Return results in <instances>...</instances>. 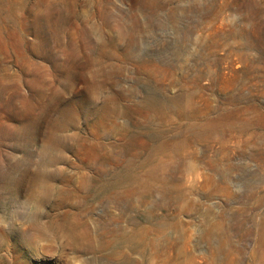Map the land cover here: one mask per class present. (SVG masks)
I'll use <instances>...</instances> for the list:
<instances>
[{
  "label": "rangeland",
  "instance_id": "obj_1",
  "mask_svg": "<svg viewBox=\"0 0 264 264\" xmlns=\"http://www.w3.org/2000/svg\"><path fill=\"white\" fill-rule=\"evenodd\" d=\"M52 1L71 14L63 10L52 20ZM139 1L0 0V264H53L62 255L69 264L82 258H97L95 264H264V0H165L153 12H144ZM104 18L135 31L130 57L110 60L116 65L106 82L91 77L80 39L94 26L93 44L103 39L111 45L114 34ZM61 22L69 56L52 35V24ZM175 97L185 105L178 107ZM104 100L116 108L113 119L102 109ZM153 101L167 108L151 109ZM222 115L230 131L217 123L195 141L181 133ZM101 122L116 123L114 132L102 137ZM123 126L130 133L165 131L145 138V149L139 137H121ZM165 139L173 142L160 153ZM133 146L139 160L126 151ZM99 153L103 159L115 153L120 164L107 162L97 175L89 164ZM160 158L176 198L167 208L154 204L161 200L154 177L146 179L153 187L148 194L140 187L142 196L115 198L131 172L143 177ZM70 217L89 224L95 246L98 237L124 231L135 230L141 239L134 250L117 241L122 256L111 249L76 253L50 226L60 222L66 229ZM42 231L47 236L37 234ZM169 255L173 262L166 261Z\"/></svg>",
  "mask_w": 264,
  "mask_h": 264
},
{
  "label": "bare ground",
  "instance_id": "obj_2",
  "mask_svg": "<svg viewBox=\"0 0 264 264\" xmlns=\"http://www.w3.org/2000/svg\"><path fill=\"white\" fill-rule=\"evenodd\" d=\"M72 1V0H71ZM60 2V1H59ZM78 2V1H77ZM165 2V0L163 1V0H140L139 1V6L144 10V12L146 11L147 12V10H148V12L149 11H152V10H155V11H157V10H159V9H161L163 6H164V3ZM54 3H55V1L53 2L52 1V20L56 17V16H61L62 15V13H63V10H67V14H71L70 13V10L71 9H68L69 8V6H68V8H66V7H64V6H59V4H58V6H56V5H54ZM61 3V2H60ZM64 3V2H63ZM66 4H68V2L66 3ZM72 4V3H71ZM69 10V11H68ZM142 10V11H143ZM153 12V11H152ZM149 14V13H148ZM150 16V15H149ZM70 19V18H69ZM68 19V20H69ZM105 19V24H104V26H108L109 28H110V30L113 32V34H114V36H113V38H112V40H111V45H108V43H106L103 39H100L99 41L100 42H98V43H94L93 44V42L91 41V37H90V32H93L94 30L96 31V30H98L97 29V27H94V26H92V29H90V30H83L82 32H81V34H82V38H80V39H83L84 40V46H85V49H87L88 51H89V55H88V59H89V64L91 65V77L93 78V79H98L99 78V76H101V77H103L104 79V81H105V77H107L106 79H108V78H110V75H112L113 74V66H114V64L115 63H113L112 64V62L110 61L112 58H117L118 57V59L120 58V59H122V61H123V59H126V58H128V57H130V54L132 53L131 52V50H132V48H133V46H134V42H135V38H134V33H135V31L133 30V28H129L125 23H119V22H117V20H116V22H114V21H111V20H109L108 18H104ZM135 23V22H134ZM132 27V26H131ZM135 27V26H134ZM66 27H65V23H60V24H56V23H53L52 24V35H53V38H54V41L56 42V45L58 46V47H60V51L64 54V55H67V56H69V54H70V52H69V47H68V45H64V44H62V38H64V36H65V34H66ZM101 33V32H100ZM76 34H77V31H76ZM80 34V35H81ZM81 37V36H80ZM78 38H79V36H78ZM122 42H126V44L124 45V47H123V49H122ZM71 44H72V42H71ZM73 44H75V43H73ZM122 51H121V50ZM109 50H111V54H110V51ZM78 55V53H76V56ZM112 60H114V59H112ZM121 61V60H120ZM59 62V61H58ZM88 65V64H87ZM112 65V66H111ZM116 65V64H115ZM190 79V78H189ZM100 80V79H99ZM110 80V79H109ZM191 80V79H190ZM103 81V82H104ZM159 81V80H158ZM188 81V80H187ZM106 82V81H105ZM115 82V81H114ZM87 84V83H86ZM110 84H108V86H109ZM114 85V84H113ZM191 86V85H190ZM89 87H90V85H89ZM92 87V86H91ZM189 87V86H188ZM54 88H56V87H54ZM58 89V88H57ZM90 89V88H89ZM88 91V90H87ZM114 92V91H113ZM118 95V94H117ZM189 96H190V94H189ZM92 97V96H91ZM117 97V96H116ZM121 97V96H120ZM119 97V98H120ZM184 97L186 98V99H188V94H185L184 95ZM95 100V97H94V99H93V101ZM95 101H97V100H95ZM99 101V100H98ZM186 100H183V101H181V100H179V97L178 98H176L175 97V103L178 105V107L180 106V107H182V106H184L185 105V102ZM100 102V101H99ZM109 102L110 101H106V100H104L103 101V106H102V109L103 110H108L109 109V111H108V115L109 116H111L112 117V119L114 118L113 116L115 115V113H116V108L115 107H110V105H109ZM97 103V102H96ZM153 104H151V109H153L155 106L159 109V111L161 112L162 110H163V108H165V107H163V105H165V103L162 105V103H157V102H152ZM100 104V103H99ZM99 104H97V105H99ZM128 105H126V108H131V106L130 107H127ZM96 107V106H95ZM108 108V109H107ZM167 108V107H166ZM95 109V108H94ZM99 109V108H98ZM97 109V110H98ZM155 109V108H154ZM98 113V112H97ZM164 113V112H163ZM163 113H162V115H163ZM161 115V114H160ZM100 116V115H99ZM226 116L227 115H222V118H220V120H217V119H212V120H209V121H207V122H205L203 125H202V127H200L199 125L198 126H195L194 124H190V125H188L186 128H183V129H180L181 130V133L184 135V137H185V135H186V137H188L189 139L191 138L192 140H201V136L203 135L202 134V132L203 131H205V130H207L208 128H211L210 126L211 125H216L217 123H221L220 125V130L222 131V132H226L227 130L228 131H230L231 130V128L233 127L231 124H228V122H226L225 121V118H226ZM101 117V116H100ZM99 117V118H100ZM103 117V116H102ZM104 118H106V116L104 117ZM102 119V118H101ZM224 119V120H223ZM239 122L241 123V122H250V121H248V120H239ZM56 123H58V122H56ZM61 123V122H60ZM96 123V122H95ZM102 124H103V126L104 127H106V131H104L103 133H102V137L104 136L103 134L104 133H107V134H109L108 132H109V130L111 129L112 130V128H111V123H114V122H109L110 123V125H108L107 123L108 122H101ZM133 123H136V122H133ZM138 123V122H137ZM159 123V122H158ZM114 124H116V123H114ZM113 124V125H114ZM163 124V123H162ZM55 125H57V124H55ZM69 125V124H68ZM92 125V124H91ZM102 126V125H101ZM116 126V125H115ZM125 126V125H124ZM123 126V127H124ZM162 126V125H161ZM61 127V126H60ZM59 127V128H60ZM63 127V126H62ZM99 127V126H98ZM180 127V126H179ZM55 128V127H54ZM58 128V129H59ZM64 128V127H63ZM69 128V127H68ZM67 128V129H68ZM95 128V127H94ZM100 128V127H99ZM113 128H114V126H113ZM116 128V127H115ZM114 128V129H115ZM127 127H124L123 128V131H122V134H120L121 132H119V134L121 135V137L123 136V138L124 137H128V138H132V137H134L135 136V138H136V136L137 137H139L140 139H142V141H143V147L145 148V147H147V144H148V146L150 145V143H147V139H145V138H152V137H157V136H162L164 133H162L161 132V130H163V132L165 131L164 130V128L163 129H161L160 130V128H159V130L158 131H156L155 129V131L156 132H153V133H145L146 132V130H145V132L144 133H138V132H136V133H130L127 129H126ZM150 128V127H149ZM152 128V127H151ZM154 128H156V127H154ZM178 128V127H177ZM114 129L112 130L113 132H114ZM55 130H56V128H55ZM121 130V129H120ZM179 130V131H180ZM100 131V130H99ZM103 131V130H102ZM150 131V129L148 130V132ZM56 132V131H55ZM58 132V131H57ZM175 132V131H174ZM98 133V132H97ZM166 133V132H165ZM56 134V133H55ZM59 134V133H58ZM57 134V135H58ZM63 134V133H62ZM99 134H101V133H99ZM174 134H176V133H174ZM53 135V134H52ZM57 135H55V136H57ZM179 135V134H178ZM182 135V136H183ZM172 136H173V134H172ZM171 136V137H172ZM191 136V137H190ZM79 137V136H78ZM166 137V136H165ZM52 138H54V136H52ZM59 138V137H58ZM64 138V137H63ZM67 138V137H66ZM69 138V137H68ZM72 138H73V136H72ZM158 138V137H157ZM175 138H177V137H175ZM62 139V138H61ZM74 139V138H73ZM100 140H101V137L99 138ZM153 139V138H152ZM168 139V138H167ZM63 140V139H62ZM65 140V139H64ZM69 140V139H68ZM100 140H98V141H100ZM151 139H149V141H150ZM156 140V139H155ZM158 140V139H157ZM169 140V139H168ZM173 139H171V141H172ZM187 140V139H186ZM66 141V140H65ZM97 141V140H96ZM97 141V142H98ZM102 141V140H101ZM170 141V140H169ZM167 142V140L165 139L164 141H162V142H160L159 144H158V151L160 152V153H162V151H164V149H167L168 148V146H169V143H171L172 144V142ZM188 141V140H187ZM151 142V141H150ZM177 142V141H176ZM192 142V141H191ZM130 143V142H129ZM189 143V142H188ZM187 143V144H188ZM119 145H120V143H118ZM126 144V143H125ZM174 144V143H173ZM178 144V143H177ZM180 144V143H179ZM100 145V144H99ZM111 145V144H110ZM113 145H117V143H115V144H112L111 146H112V148H113ZM127 145H125V147H126ZM130 146V145H129ZM128 146V147H129ZM174 146V145H173ZM173 146H172V148H173ZM117 147V146H116ZM116 147H114V149L116 148ZM123 148H124V145L122 146ZM127 147V148H128ZM131 147V146H130ZM136 146H133L130 150H126L128 153H129V155H131L133 158H138V160H139V150L137 151V147L135 148ZM150 147V146H149ZM148 147V148H149ZM153 147V146H152ZM152 147L150 148V149H152ZM176 147V146H175ZM111 148V149H112ZM121 148V147H120ZM141 148V147H140ZM154 148V147H153ZM146 149V148H145ZM149 149V150H150ZM178 149V148H177ZM176 149V150H177ZM180 150H181V148H180ZM179 150V151H180ZM116 151V150H115ZM166 151V150H165ZM170 151V150H169ZM171 151H172V149H171ZM173 151H174V149H173ZM178 151V152H179ZM97 152V151H96ZM175 152V151H174ZM150 153H153V151L151 152V150H150ZM177 155H178V153L177 152H175ZM97 154V153H96ZM96 154H95V158H92V162H91V164H89L90 166L89 167H91V165H92V163H94L95 164V169H96V174L97 175H100V174H102L103 173V171H104V168L105 167H107V166H105V163H109L110 164V166H116V164H117V162H119V161H117V158H116V156H114L115 155V153H114V155H107L108 157H104V158H106V159H103V154H102V156H100V153H99V156L100 157H96ZM106 154V153H105ZM109 154V153H108ZM110 154H112V152L110 153ZM127 154V153H126ZM173 155H174V153H172ZM59 155V154H58ZM122 155V154H121ZM106 156V155H105ZM130 156V157H131ZM131 157V158H132ZM178 157H179V155H178ZM149 158V157H148ZM123 159H124V157H123ZM127 159V158H126ZM125 159V160H126ZM141 159V158H140ZM151 159V158H150ZM149 159V160H150ZM120 161H122V160H120ZM135 160L133 159V166H135L134 165V163L137 161V159H136V161L134 162ZM144 161H145V159H144ZM147 161V160H146ZM89 162V161H88ZM125 162V161H124ZM128 162V161H127ZM131 162V163H132ZM141 162V161H140ZM142 162H143V160H142ZM157 163V162H156ZM167 162L166 161H164L162 158H160L159 159V162H158V165H156V168L154 169V168H152L150 171L149 170H147L146 171V173L144 174V176L143 177H134V175H133V173H135V172H131L130 174H129V176L125 179V180H123V182L124 181H129L128 182V186H126L127 188H126V190H125V188H124V192H119V191H115L113 194H114V196H115V198L117 197V198H123V197H125V198H127V199H130V198H132L133 196H142V195H144V194H142V192L140 191V187H143L144 188V190H143V192H145V193H147V191H151L152 190V185H150V184H147L146 183V179H147V177H154L156 180H158L157 182H159V186H160V192H161V200H159V201H156V203H154V204H156V206L158 205L159 207H161V208H163V210L165 209V208H167L166 206H168L169 205V203L170 202H172V201H174V198H175V193H174V190H173V188L171 187V185L169 184V182L172 180V178H168V175H169V173L171 172L169 169H168V166H167V164H166ZM108 164V165H109ZM120 164V163H119ZM119 164H117V165H119ZM136 164V163H135ZM140 164V163H139ZM148 164V163H147ZM127 165V164H126ZM129 165V164H128ZM42 166V165H41ZM105 166V167H104ZM137 166V165H136ZM136 166H135V168H136ZM93 168V167H92ZM116 168V167H115ZM134 170V169H133ZM157 171V172H156ZM167 171L169 172V173H167ZM139 172H141V171H139ZM136 173H138V171L136 172ZM37 174V173H36ZM39 174V173H38ZM106 174V173H105ZM140 175L142 174V173H139ZM173 174V173H172ZM35 175V174H34ZM39 175H41V174H39ZM86 175V174H85ZM138 175V174H137ZM170 175H171V173H170ZM174 175V174H173ZM37 176V175H36ZM58 176V175H57ZM83 178V177H82ZM171 179V180H170ZM116 182L117 183H115V184H119V183H121V181H119V180H116ZM47 183H49V182H47ZM90 185V184H89ZM122 185V184H121ZM124 185V184H123ZM123 187H125V186H123ZM122 187V188H123ZM142 188V189H143ZM121 191V190H120ZM175 191H176V189H175ZM31 194V193H30ZM52 194V193H51ZM148 194V193H147ZM99 195H100V193H99ZM45 196V195H44ZM79 199V198H78ZM176 199V198H175ZM84 200V199H83ZM118 200V199H117ZM48 202V201H47ZM44 203V202H43ZM82 203V202H81ZM171 204V203H170ZM73 211V210H72ZM81 212V211H80ZM74 216V215H73ZM161 221V220H160ZM63 222V221H62ZM59 224H56V222H52V225H50V226H52V228H54L57 232L59 231V232H62L61 233V235L63 236H65V240H69V248L70 249H73L76 253L77 252H79V253H82V252H99V253H102V252H105V250H107V249H111V251H112V256H115V257H117V256H122V254L124 253V252H122L121 250L122 249H120V248H118V246L120 245H118L117 246V241H119L120 243H122L121 241H123V240H126L127 241V245H129L130 244V247L128 246V248H130L131 250H134L136 247H135V240H136V242L138 241L137 239H141V236H140V234H138L137 232H136V234L134 233V231L135 230H133V233H130V234H128L127 236L126 235H124V233H126L125 231H124V233H123V231H122V233H123V236H121L122 234H120V233H118V234H120V236L121 237H119V235H118V238L117 237H114V236H112V237H110V236H103V237H96L97 239H95V240H97L98 241V245L97 246H95L94 245V232L92 233L91 232V230H90V227H89V224L86 222V221H82V220H80V219H76V218H74V217H70L69 218V220L68 221H65V224L67 223V226H66V229H64V227H62V225H60V224H62V223H60V222H58ZM45 225H46V223H45ZM48 226V225H47ZM49 227V226H48ZM92 229V228H91ZM1 231V230H0ZM106 231V230H105ZM107 231H109L108 229H107ZM7 232V231H6ZM132 232V231H131ZM142 232V231H141ZM19 233V232H18ZM103 233V232H102ZM101 233V234H102ZM105 234L107 233V232H104ZM3 234V233H2ZM38 235H40L41 236V238H42V236H47V235H44V233H43V231H42V233H37ZM96 234H100V233H96ZM104 234V235H105ZM144 234V233H143ZM19 235V234H18ZM144 236V235H143ZM142 236V237H143ZM6 237V236H5ZM32 237H34V236H32ZM108 237H110V238H108ZM121 239H123V240H121ZM30 242V241H29ZM21 243V242H20ZM124 243V242H123ZM122 243V244H123ZM138 243V242H137ZM22 244V243H21ZM12 245V244H11ZM26 245V244H25ZM24 245V246H25ZM31 246L32 247H34L35 248V246H36V239H33L32 241H31ZM12 247V246H11ZM10 247V248H11ZM140 247V246H139ZM13 249V248H12ZM15 249V248H14ZM130 249H128V250H130ZM142 249V248H141ZM141 249H139V250H141ZM130 250V251H131ZM137 250H138V248H137ZM16 254V253H15ZM18 255V254H17ZM95 255V254H94ZM215 255V254H214ZM216 256V255H215ZM70 258H71V256H70ZM172 256L171 255H169V256H167V258H166V261L167 262H173L172 261ZM16 259H17V257H16ZM174 259V258H173ZM100 260V259H99ZM193 261H194V257L192 256V261H191V263H193ZM15 263V262H14ZM22 263V262H21ZM69 263H71V261L69 260V256H68V258L66 259L65 257H64V255H62V258H60L58 261H55V263H53V264H69ZM80 263L81 264H95V263H98V259L97 258H94V259H90V261L88 260V259H85V258H82V260H80ZM19 264H20V262H19ZM23 264H27V263H23ZM29 264V263H28ZM49 264H52V262L51 263H49Z\"/></svg>",
  "mask_w": 264,
  "mask_h": 264
}]
</instances>
